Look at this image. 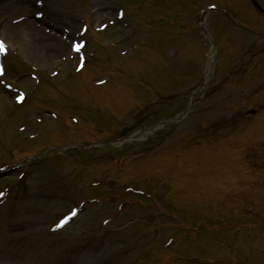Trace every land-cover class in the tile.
I'll return each mask as SVG.
<instances>
[{"label": "rangeland", "instance_id": "rangeland-1", "mask_svg": "<svg viewBox=\"0 0 264 264\" xmlns=\"http://www.w3.org/2000/svg\"><path fill=\"white\" fill-rule=\"evenodd\" d=\"M260 32L249 0H0V264H264Z\"/></svg>", "mask_w": 264, "mask_h": 264}, {"label": "snow or ice", "instance_id": "snow-or-ice-1", "mask_svg": "<svg viewBox=\"0 0 264 264\" xmlns=\"http://www.w3.org/2000/svg\"><path fill=\"white\" fill-rule=\"evenodd\" d=\"M39 2V0H38ZM37 15H39V13H37ZM103 27V25H101ZM74 48L76 50H79V45H74ZM5 50V47L3 45V43H0V52H3ZM2 83V82H0ZM22 97L18 96L17 100L19 101ZM76 214V209H72L71 211L68 212L67 215H65L61 220L60 223L58 225H56L57 227H59L60 225H62L63 223H65L66 221H68L70 219V217L74 216Z\"/></svg>", "mask_w": 264, "mask_h": 264}, {"label": "bare ground", "instance_id": "bare-ground-1", "mask_svg": "<svg viewBox=\"0 0 264 264\" xmlns=\"http://www.w3.org/2000/svg\"><path fill=\"white\" fill-rule=\"evenodd\" d=\"M28 27H29V25L27 24V26H22V29H29ZM17 28H19V27H17ZM31 31H32V30H30V31L28 30V31H25V32H26V33H31ZM33 31H34V30H33ZM33 33L36 34V32H32V34H33ZM33 35H34V34H33ZM53 50H54V49H53Z\"/></svg>", "mask_w": 264, "mask_h": 264}, {"label": "water", "instance_id": "water-1", "mask_svg": "<svg viewBox=\"0 0 264 264\" xmlns=\"http://www.w3.org/2000/svg\"><path fill=\"white\" fill-rule=\"evenodd\" d=\"M253 4L259 8L255 0H252Z\"/></svg>", "mask_w": 264, "mask_h": 264}]
</instances>
